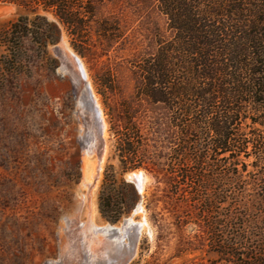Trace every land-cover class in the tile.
<instances>
[{"label":"rangeland","instance_id":"obj_1","mask_svg":"<svg viewBox=\"0 0 264 264\" xmlns=\"http://www.w3.org/2000/svg\"><path fill=\"white\" fill-rule=\"evenodd\" d=\"M71 7L84 25L78 36L39 0H0V264H232L216 254L213 241L222 233L211 234L208 225L229 210L254 214L264 201V152L256 146L264 138V114L238 121L240 138L248 141L244 152L212 154L207 161L214 167L203 165L200 173L215 185L195 190L169 176L171 144L151 128L153 113L144 105L143 167L121 173L108 120L134 95L137 63L171 32L156 0H73ZM14 23L25 35L13 54L15 71L7 74L2 65L11 55ZM104 23L113 30L107 38L99 34ZM70 51L82 62L101 111L104 135L95 144L84 138L88 119L79 97L86 80L73 84L77 67ZM106 165L126 183L119 190L132 187L138 195L115 224L98 211ZM141 172L140 191L131 177ZM205 198L212 200L207 213ZM259 208L264 215V203ZM130 222L127 256L116 241L115 254L96 250L103 236L94 228Z\"/></svg>","mask_w":264,"mask_h":264},{"label":"trees","instance_id":"obj_2","mask_svg":"<svg viewBox=\"0 0 264 264\" xmlns=\"http://www.w3.org/2000/svg\"><path fill=\"white\" fill-rule=\"evenodd\" d=\"M39 1L54 10L71 35L78 36L82 31L84 25L70 13L73 0ZM156 2L167 20L171 38L157 42L155 51L137 63L135 93L120 103L121 115L108 120V132L114 138L121 173L143 167L139 118H146V105L153 113L149 117L151 128L163 133L171 144L169 176L189 181L195 190L210 189L215 184L200 173L203 165L214 167L207 159L212 154L244 152L248 141L240 138L238 121L250 113L264 114V0ZM88 12L92 15V11ZM23 30L20 24L12 25L8 37L11 55L4 58L2 72L3 68L7 74L15 71L13 54L20 48ZM99 30L106 38L113 31L107 23ZM74 49L83 56L80 49ZM256 144L258 152H264V138L258 137ZM189 165L192 169H186ZM119 185L126 183L117 178L112 165H106L98 211L112 224L127 214L138 199L132 187L125 191L122 187L119 190ZM211 201L203 200L202 211L209 212ZM261 204L254 214L250 210H229L208 225L211 234L222 233L213 242L223 261L264 264ZM239 207L245 209L247 205Z\"/></svg>","mask_w":264,"mask_h":264},{"label":"bare ground","instance_id":"obj_3","mask_svg":"<svg viewBox=\"0 0 264 264\" xmlns=\"http://www.w3.org/2000/svg\"><path fill=\"white\" fill-rule=\"evenodd\" d=\"M66 44V43H65ZM66 46V45H65ZM63 48V47H62ZM54 50V49H53ZM65 52V51H64ZM71 55L73 56V58L76 60L74 63L77 67V72L75 73L74 76V82L73 84H76V81H84L86 80L83 89H82V93H80V97H79V103H80V107L83 110L84 114H87V119H88V127H87V132L85 133V139L87 141V143L89 142L91 143H98V140L100 138V134H102V136L104 135V123L101 117V111L98 105V102L96 101V97L93 94L90 82L88 80L85 68L82 64V62L79 60L78 56H76L75 54H73L70 51ZM61 58V57H60ZM67 59V58H66ZM69 60V59H68ZM65 61V60H64ZM72 62V61H71ZM68 65V63H67ZM74 65V64H73ZM71 67V66H70ZM69 67V68H70ZM60 68V67H59ZM72 81V80H71ZM80 84V83H79ZM77 86V84H76ZM81 86V85H80ZM80 89V88H79ZM89 90V91H88ZM81 91V90H80ZM75 92V91H74ZM78 93V92H77ZM78 95V94H77ZM76 95V96H77ZM78 102V101H77ZM79 106V105H78ZM78 110V109H77ZM80 110V109H79ZM82 113V112H81ZM87 123L85 122V125ZM106 127V126H105ZM83 131V130H82ZM81 134V133H80ZM81 136V135H80ZM83 139V138H82ZM84 139V140H85ZM97 145V144H96ZM90 147V146H89ZM95 147V146H94ZM92 156V155H91ZM133 180L134 178H137L139 181V190H142L144 181L146 179V176L143 172L138 173V174H134L131 177ZM138 210L140 212H143L141 205L138 207ZM132 220V219H131ZM130 220H128L129 222ZM127 223V222H126ZM126 223H124L123 225L120 226H105V227H101V228H97V229H93V232L96 234L97 232H100V234H102L103 239H99L98 243L99 244V249L96 250H100V252L105 253L106 254V250H110L113 252V254L116 253V249L115 246L113 245L114 243L112 241H116L117 243H119L118 245H124L125 248L123 249V252L121 253L124 256L128 255V252L130 251V249L132 248V233H130V231L125 230V228L127 226H130L131 223L134 224V222H130L129 225H127ZM144 224V223H143ZM138 225V224H137ZM124 229V230H123ZM98 234V233H97ZM106 237V238H105ZM96 240V239H95ZM122 240V241H121ZM113 243V244H112ZM96 244V245H97ZM121 245V246H122ZM135 246V245H134ZM95 247V246H94ZM111 247V248H110ZM95 249V248H94ZM134 252V251H133ZM95 253V252H94ZM107 255V254H106ZM123 256V257H124ZM104 257V256H103ZM107 257V256H106ZM109 259V258H108ZM113 259V258H112ZM62 261V260H61ZM111 261V260H110ZM64 262V260L62 261ZM52 263V262H51ZM54 263V262H53ZM57 263V262H56ZM55 263V264H56ZM119 263V262H117Z\"/></svg>","mask_w":264,"mask_h":264},{"label":"water","instance_id":"obj_4","mask_svg":"<svg viewBox=\"0 0 264 264\" xmlns=\"http://www.w3.org/2000/svg\"><path fill=\"white\" fill-rule=\"evenodd\" d=\"M88 91H89V90H88ZM134 182H135V184H136L137 188H139V181H138V179H137V178H134Z\"/></svg>","mask_w":264,"mask_h":264}]
</instances>
